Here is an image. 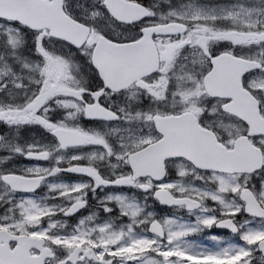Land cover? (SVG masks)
<instances>
[{"label":"snow or ice","instance_id":"6c2138e0","mask_svg":"<svg viewBox=\"0 0 264 264\" xmlns=\"http://www.w3.org/2000/svg\"><path fill=\"white\" fill-rule=\"evenodd\" d=\"M0 189V264H264V0H0Z\"/></svg>","mask_w":264,"mask_h":264},{"label":"flooded vegetation","instance_id":"af4514ba","mask_svg":"<svg viewBox=\"0 0 264 264\" xmlns=\"http://www.w3.org/2000/svg\"><path fill=\"white\" fill-rule=\"evenodd\" d=\"M146 3V2H145ZM147 4V3H146ZM18 162H20V163H26V161H18ZM66 179H68V180H72V179H75L74 177H67ZM2 191H3V189H1ZM39 192H42L43 190L42 189H40V190H38ZM97 195L98 196H102L103 195V193H97ZM139 195V194H138ZM89 199H90V203L91 204H95V200H93L92 199V194L91 193H89ZM166 211V210H165ZM84 212L86 213L87 212V209H85L84 210ZM211 234H217V235H226L227 233L224 231V230H217V229H213V230H211V232H210Z\"/></svg>","mask_w":264,"mask_h":264},{"label":"rangeland","instance_id":"374dc122","mask_svg":"<svg viewBox=\"0 0 264 264\" xmlns=\"http://www.w3.org/2000/svg\"><path fill=\"white\" fill-rule=\"evenodd\" d=\"M144 2L149 3L150 0H144ZM157 2H158V0H157ZM173 2H175V0H173ZM0 191H2V190L0 189ZM209 234H211V233H209Z\"/></svg>","mask_w":264,"mask_h":264}]
</instances>
